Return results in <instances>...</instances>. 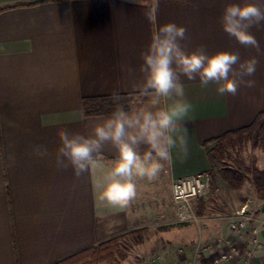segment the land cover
Wrapping results in <instances>:
<instances>
[{"label": "crops", "instance_id": "obj_1", "mask_svg": "<svg viewBox=\"0 0 264 264\" xmlns=\"http://www.w3.org/2000/svg\"><path fill=\"white\" fill-rule=\"evenodd\" d=\"M240 0H0V264H55L129 233L146 230L163 216V184L172 199L175 180L210 170L209 147L225 135L250 127L264 114V26L253 28L262 53L241 46L220 23L225 3ZM183 25L189 50L256 56L253 89L220 96L216 85L184 79L192 105L185 122L189 155L166 165L156 181L138 182L137 198L111 217L119 227L105 232L97 220L94 177L77 180L55 166L59 129L83 131V101L129 97L128 107L153 103L140 96L121 65L138 70L154 25ZM138 75V71H137ZM47 149L46 157L33 146ZM14 156L10 160L9 156ZM113 155L106 151V159ZM199 202L193 226L163 230L139 264H264V200L256 195ZM240 210L247 222L229 228ZM228 256L226 260H221Z\"/></svg>", "mask_w": 264, "mask_h": 264}, {"label": "clouds", "instance_id": "obj_2", "mask_svg": "<svg viewBox=\"0 0 264 264\" xmlns=\"http://www.w3.org/2000/svg\"><path fill=\"white\" fill-rule=\"evenodd\" d=\"M177 2L187 4L188 0ZM146 19L154 29L141 52L139 68L121 65V71L135 91L153 103L130 108L114 92L105 117L87 122L83 131L62 128L57 132L60 143L55 166L62 171L71 169L77 180L85 175L94 177L97 220L105 232L120 226L121 221L111 217L137 198L139 181H156L166 165L187 159L189 133L185 122L193 109L186 99L184 79L199 80L204 88L215 84L220 96H236L241 87L253 89L257 85L253 78L259 65L256 56L242 59L229 51L208 54L204 46L189 50L190 38L183 25L168 22L157 27L151 10ZM220 23L241 46L262 53L252 29L264 26V0L225 3ZM108 150L113 155L106 159ZM32 151L37 157L48 155L42 145L33 146ZM9 159L14 160V156ZM239 195H247L246 190L242 188Z\"/></svg>", "mask_w": 264, "mask_h": 264}, {"label": "rangeland", "instance_id": "obj_3", "mask_svg": "<svg viewBox=\"0 0 264 264\" xmlns=\"http://www.w3.org/2000/svg\"><path fill=\"white\" fill-rule=\"evenodd\" d=\"M209 154L211 157V168L207 173L210 178L209 189L203 197L190 203L188 222H180L178 209L167 195L168 184L165 182L163 184L164 197H162L163 216L161 218L157 216L153 224L145 231L141 230L139 234L119 241V252L114 254L113 262L95 264H139L143 258H147L145 256L147 249L158 242L155 236L161 231L173 232L180 225H196L199 221L198 204L203 199L213 201L222 199L224 196L236 201L247 198L250 194L256 195L251 179L254 169L264 171V144L262 142L253 137H244L230 143L212 145L209 147ZM242 188L246 190L247 195H239Z\"/></svg>", "mask_w": 264, "mask_h": 264}, {"label": "trees", "instance_id": "obj_4", "mask_svg": "<svg viewBox=\"0 0 264 264\" xmlns=\"http://www.w3.org/2000/svg\"><path fill=\"white\" fill-rule=\"evenodd\" d=\"M3 10L4 9H0V12ZM122 97L124 98L125 104L128 106V101L130 100L129 97ZM110 105V97L84 100L83 110L86 116L107 115L111 110ZM244 137H253L264 144V114L259 115L250 127L225 135L221 139L217 140L216 144H224L226 142L230 143L234 140ZM209 158L211 161L210 154ZM251 184L254 187L257 198L264 200V171L254 169L252 171ZM137 234H139V232L129 233L125 236L111 239L95 247L76 253L75 255H72L55 264H68L69 262V264H95L98 262H113L114 254L119 252L118 242Z\"/></svg>", "mask_w": 264, "mask_h": 264}, {"label": "built area", "instance_id": "obj_5", "mask_svg": "<svg viewBox=\"0 0 264 264\" xmlns=\"http://www.w3.org/2000/svg\"><path fill=\"white\" fill-rule=\"evenodd\" d=\"M209 175L197 174L177 179L172 184V201L178 209L180 222L186 223L189 219L190 203L200 197H203L209 189ZM247 211L240 210L236 217L229 223V228L240 233L245 228L247 222ZM228 256L221 260L228 259ZM221 261H216L219 264Z\"/></svg>", "mask_w": 264, "mask_h": 264}]
</instances>
